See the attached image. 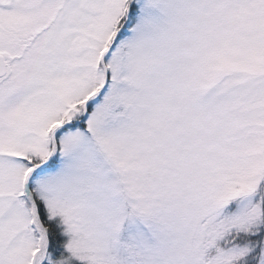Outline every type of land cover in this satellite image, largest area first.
<instances>
[{"label":"snow or ice","instance_id":"6c2138e0","mask_svg":"<svg viewBox=\"0 0 264 264\" xmlns=\"http://www.w3.org/2000/svg\"><path fill=\"white\" fill-rule=\"evenodd\" d=\"M0 264H264V0H0Z\"/></svg>","mask_w":264,"mask_h":264}]
</instances>
